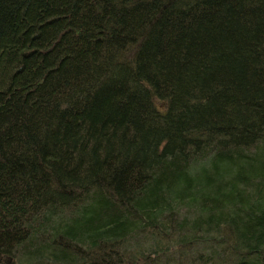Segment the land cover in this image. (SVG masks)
<instances>
[{"label": "trees", "instance_id": "trees-1", "mask_svg": "<svg viewBox=\"0 0 264 264\" xmlns=\"http://www.w3.org/2000/svg\"><path fill=\"white\" fill-rule=\"evenodd\" d=\"M0 264H264V0H0Z\"/></svg>", "mask_w": 264, "mask_h": 264}, {"label": "water", "instance_id": "water-1", "mask_svg": "<svg viewBox=\"0 0 264 264\" xmlns=\"http://www.w3.org/2000/svg\"><path fill=\"white\" fill-rule=\"evenodd\" d=\"M9 260L7 259L5 262L7 263Z\"/></svg>", "mask_w": 264, "mask_h": 264}, {"label": "rangeland", "instance_id": "rangeland-1", "mask_svg": "<svg viewBox=\"0 0 264 264\" xmlns=\"http://www.w3.org/2000/svg\"><path fill=\"white\" fill-rule=\"evenodd\" d=\"M8 263V262H7Z\"/></svg>", "mask_w": 264, "mask_h": 264}]
</instances>
